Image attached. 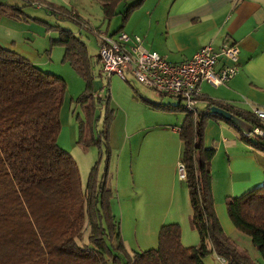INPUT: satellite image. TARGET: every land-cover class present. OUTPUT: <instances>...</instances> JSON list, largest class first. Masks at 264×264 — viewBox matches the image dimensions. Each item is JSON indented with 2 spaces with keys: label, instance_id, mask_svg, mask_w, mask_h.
I'll list each match as a JSON object with an SVG mask.
<instances>
[{
  "label": "trees",
  "instance_id": "16d2710c",
  "mask_svg": "<svg viewBox=\"0 0 264 264\" xmlns=\"http://www.w3.org/2000/svg\"><path fill=\"white\" fill-rule=\"evenodd\" d=\"M21 1L23 6L0 1V20L5 17L28 22L31 18L25 7L40 5L50 14L80 25L78 17L65 7L44 0ZM98 1L110 21L118 14L120 4L128 0ZM145 2L138 0L127 8L115 34L124 31L132 14ZM44 24L58 33L51 45L64 48V61L86 83L78 102L89 122L80 121L78 143L101 147L104 139L108 147L109 117L98 138L92 132L94 74L87 45L71 30ZM99 76L104 78L102 69ZM66 87L63 78L0 44V264H206L205 259L212 253L225 264H257L247 250L225 234L216 214L212 176L216 150L207 148L205 128L209 120L224 122L235 128L248 146L264 153V135H243L239 127L210 109L217 106L227 110L250 129L259 128L264 133L263 120L252 112L205 99L208 105L198 117L182 104L151 103L156 110L186 113L177 130L181 164L187 173L191 224L200 236V244L184 246L181 225L170 223L162 226L157 248L130 254L112 212L113 193L106 183L107 171L99 181L94 168L84 188L77 162L58 143ZM227 210L235 228L251 237L264 259V183L242 198H230Z\"/></svg>",
  "mask_w": 264,
  "mask_h": 264
},
{
  "label": "rangeland",
  "instance_id": "374dc122",
  "mask_svg": "<svg viewBox=\"0 0 264 264\" xmlns=\"http://www.w3.org/2000/svg\"><path fill=\"white\" fill-rule=\"evenodd\" d=\"M0 1L10 5H24L21 0ZM137 1L128 0L120 4L118 14L109 21L105 18L98 0H73V7L68 9L73 12L75 18L78 17L80 25L72 20L56 17L37 5L27 6L25 12L31 20L12 21L25 25L31 30L29 41L23 39L22 32L17 33L13 29V35H9L2 29L3 26H0V42L6 44L15 42L16 50L27 59L38 64L42 70L66 81V93L60 110L61 132L58 143L77 162L84 188L94 168L97 169L99 181L105 177L107 171L106 183L113 193L112 212L119 223L122 239L130 254L140 251L141 248L150 249L154 246L153 238L157 236L153 233L163 221L162 217L167 213L168 207L169 210L180 213L177 222L182 228L183 245L191 247L200 244V236L191 224L192 207L188 187L180 176L179 133L178 130H176L177 134L172 132L176 129L174 126L182 123L186 113L156 110L151 104L179 105L178 99L147 89L132 78H128V83L118 75L108 79L99 76L101 70V64L97 61L99 35L101 33L114 35L122 25L127 8ZM140 9L132 14L127 22L128 25L135 24ZM44 23L71 30L87 45L88 54L93 60L94 74L92 89L94 101L90 113L91 116L93 114L92 132L98 138L104 130L106 119L110 118L109 151L104 139L101 147L96 144L85 147L78 143L80 121L89 122L86 111L78 102L86 89V83L70 63L64 61V48L51 45L52 39L57 38L58 33L49 31ZM98 31L99 33L96 34ZM7 36H12L13 39ZM204 109L205 105L201 103L199 110ZM211 121L216 120H209L206 124L205 143L207 126ZM219 123L229 128L226 123ZM139 149L146 154H152L154 151L156 156L163 152L166 154L163 165L157 166V158H152L150 166L147 165L145 171L143 164L135 163ZM213 160L218 162L217 166H213L212 162V176L215 183L214 205L223 230L239 248L247 250L257 264H264V259L255 249L251 237L238 231L229 217L227 201L232 198L235 191L239 190L232 188L233 179H230L227 170L229 160L227 161L224 152L218 151ZM148 194L151 200L145 203L143 197H147ZM230 229L233 230L232 233ZM154 240L156 245L157 239ZM205 263L223 264V261L212 253L205 259ZM109 264L114 263L110 261Z\"/></svg>",
  "mask_w": 264,
  "mask_h": 264
},
{
  "label": "crops",
  "instance_id": "0c3cea01",
  "mask_svg": "<svg viewBox=\"0 0 264 264\" xmlns=\"http://www.w3.org/2000/svg\"><path fill=\"white\" fill-rule=\"evenodd\" d=\"M44 1L66 9L74 5L73 0ZM140 10L135 24H127L124 32L140 36L146 49L157 52L168 62L188 61L208 44L219 48L226 42L237 43L240 49L239 74L227 86L217 89L203 84V99L241 111L252 112L256 107L264 110V0H146ZM0 26L9 35H13L12 30L15 29L17 33L22 32L23 39L30 40L31 30L25 25L4 17ZM8 38L13 39L12 36ZM0 44L18 52L15 42ZM202 103L206 108L208 102ZM181 125L174 126L176 129L172 132L177 134L176 130ZM228 126L218 121L209 122L205 144L207 148L215 149L216 153L224 152L227 156L229 163L226 168L230 179H233L232 188L239 189L232 198L239 199L264 183V153L248 146L241 140L238 131ZM179 148L181 150V142ZM141 149L136 155V165L143 164L146 171L152 158H157V166L163 165L166 154L161 152L156 156L154 151L146 154ZM212 162L213 166H217V161ZM150 200L149 194L143 197L145 203ZM179 216L180 213L168 207L163 221L153 233L157 238H153L154 246L150 249L158 247L162 226L178 223ZM154 239H157L156 245ZM150 249L141 248L138 252Z\"/></svg>",
  "mask_w": 264,
  "mask_h": 264
},
{
  "label": "built area",
  "instance_id": "2783aa9c",
  "mask_svg": "<svg viewBox=\"0 0 264 264\" xmlns=\"http://www.w3.org/2000/svg\"><path fill=\"white\" fill-rule=\"evenodd\" d=\"M98 44L103 77L108 79L118 75L126 82L132 78L147 89L178 99L179 104L195 117L201 112L203 84L216 89L227 86L240 71V49L233 42H226L219 48L211 44L203 46L190 60L181 63L168 62L157 52L146 49L140 36L124 31L115 35L101 33ZM252 113L264 121L263 109L256 107ZM243 135L261 136L264 133L256 128ZM180 173L185 181L187 173L183 164Z\"/></svg>",
  "mask_w": 264,
  "mask_h": 264
},
{
  "label": "water",
  "instance_id": "95a60500",
  "mask_svg": "<svg viewBox=\"0 0 264 264\" xmlns=\"http://www.w3.org/2000/svg\"><path fill=\"white\" fill-rule=\"evenodd\" d=\"M210 111L213 114L223 117L226 121H231L233 124L239 127L243 132L250 133L252 131V129H250L249 125L245 121L241 120L240 118H238L233 113L227 110H224L217 106H213L211 107Z\"/></svg>",
  "mask_w": 264,
  "mask_h": 264
}]
</instances>
